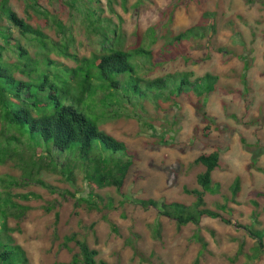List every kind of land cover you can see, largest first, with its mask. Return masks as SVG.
<instances>
[{
    "label": "rangeland",
    "instance_id": "374dc122",
    "mask_svg": "<svg viewBox=\"0 0 264 264\" xmlns=\"http://www.w3.org/2000/svg\"><path fill=\"white\" fill-rule=\"evenodd\" d=\"M40 3L71 30L72 49L78 56H92L98 44L87 30L81 8L71 9L66 0ZM98 3L101 15L118 26L125 49L137 40L150 48V54L136 59L145 60L138 71L145 80L173 72L187 73L190 80L206 72L217 76L215 89L203 104L207 119L202 118L193 95H168L166 91L159 96L149 91L144 98L136 93L132 100L114 104L109 111L97 95L88 97L86 109L90 112H84L123 141L133 157L123 185L120 190L96 184L88 187L78 170L75 182L68 181L59 171L65 157L61 155L56 171L46 165L36 175L48 186L19 178L22 184L8 189L12 200L26 207L20 216L7 219L15 243L25 250L30 264H70L77 247L73 241L65 244L64 237L71 233L97 249L95 264H194L195 260L197 264H264V251L254 255L256 238L246 230L264 228V0ZM8 4L18 16H25L23 0H9ZM211 20L212 30L208 29ZM37 22L33 17L31 23ZM198 24L206 25L202 36L186 38L182 45L172 40ZM43 30L57 39L51 22ZM153 36L157 38L150 44ZM36 50L30 49L32 54ZM51 57L73 65L70 59ZM206 125L209 128L204 130ZM213 150L219 151V164L212 172L219 190L206 192L203 198L207 207L221 212L228 222L204 216L198 225L189 222L178 227L156 207H143L135 201L153 198L192 204L195 195L184 188L198 187L196 176L204 169L194 159ZM47 160L45 155L38 159L42 165ZM19 174L12 161L0 165V177L10 180L5 175ZM237 178L240 188L232 196L231 186ZM89 191L105 200L112 198L113 207L90 208L80 199H87ZM20 194L35 196L21 198Z\"/></svg>",
    "mask_w": 264,
    "mask_h": 264
},
{
    "label": "trees",
    "instance_id": "16d2710c",
    "mask_svg": "<svg viewBox=\"0 0 264 264\" xmlns=\"http://www.w3.org/2000/svg\"><path fill=\"white\" fill-rule=\"evenodd\" d=\"M99 1L66 0L71 9L81 8L87 30L96 36L98 44L92 56L80 57L72 49L75 40L71 30L49 14L40 0H23L26 12L23 17L11 9L9 0H0V165L12 161L20 170L18 177L5 175L10 180L0 177V264H30L25 250L15 243L7 222L9 216L18 217L26 208L13 201L8 190L22 184L19 178L32 179L46 186L36 175L46 165L56 171L57 160L64 154L59 171L66 180L75 182V171L78 170L88 187L89 184L114 186L116 190L122 187L133 157L123 141L105 132L84 112H90L86 109L88 97L97 95L98 102L109 111L114 104L132 100L136 93L144 98L149 91H155L159 96L166 91L168 95H193L202 118L207 119L203 104L206 95L215 89L217 76L206 72L190 80L187 73L173 72L145 80L138 72L145 60L136 59L150 54V48L137 40L133 47L125 49L118 26L101 15ZM93 2L98 5L91 6ZM33 17L38 19L35 25L31 23ZM49 22L57 39L43 30ZM213 26L211 20L208 29H214ZM203 27L199 24L191 26L172 36V40L181 43L186 38L202 36ZM14 30L17 36H14ZM156 38L153 36L150 44ZM31 47L37 49L34 54ZM52 54L72 60L73 65L59 63L51 57ZM248 68L246 61L244 69ZM208 128L206 125L204 130ZM42 155L48 159L43 165L38 161ZM218 161V150L203 152L194 159V163L201 164L204 169L196 176L198 187L184 188V192L195 195L192 204L153 198H137L135 201L143 207H156L161 215L173 219L178 227L189 222L198 225L204 216L228 222L221 212L207 207L203 198L206 192L219 190V183L212 180ZM239 188L237 178L231 186V195L236 196ZM87 194V199H80L86 201L90 208L100 210L114 205L112 198L105 200L91 191ZM18 196L31 198L35 195ZM219 208L226 209V205ZM111 226L115 230L114 224ZM154 230L158 233V229ZM246 230L256 238L252 247L254 255L264 251V228L246 227ZM198 240L202 247L206 246L200 236ZM70 241L77 247L70 264L96 263L97 249L85 239L78 238L76 233L64 237L65 244Z\"/></svg>",
    "mask_w": 264,
    "mask_h": 264
}]
</instances>
